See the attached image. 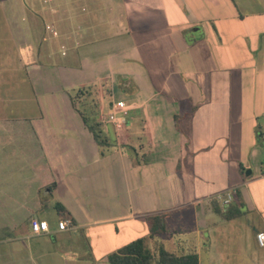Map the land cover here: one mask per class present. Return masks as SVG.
<instances>
[{
	"label": "crops",
	"instance_id": "obj_1",
	"mask_svg": "<svg viewBox=\"0 0 264 264\" xmlns=\"http://www.w3.org/2000/svg\"><path fill=\"white\" fill-rule=\"evenodd\" d=\"M152 215L170 252L264 264V0H0V264H108Z\"/></svg>",
	"mask_w": 264,
	"mask_h": 264
},
{
	"label": "trees",
	"instance_id": "obj_2",
	"mask_svg": "<svg viewBox=\"0 0 264 264\" xmlns=\"http://www.w3.org/2000/svg\"><path fill=\"white\" fill-rule=\"evenodd\" d=\"M83 91H85V89H81L77 92L75 102L82 95ZM81 115L93 134L94 140L103 155L106 148L111 146L110 141L104 135L100 124L96 122L95 118L91 120V116L88 117L85 111H81ZM234 200L232 203H234ZM235 201L237 202V200ZM232 203L230 204L231 210L235 208ZM236 214L237 213L234 212L231 214L228 212L224 215L226 219H230ZM145 220L149 230L148 237L138 238L111 253L108 256V264H199V257L197 254L189 252L181 254L170 252L161 244H159L157 250L153 252L148 246L149 239H154L160 235L173 237L174 233L168 229L166 219L163 215L148 216Z\"/></svg>",
	"mask_w": 264,
	"mask_h": 264
},
{
	"label": "built area",
	"instance_id": "obj_3",
	"mask_svg": "<svg viewBox=\"0 0 264 264\" xmlns=\"http://www.w3.org/2000/svg\"><path fill=\"white\" fill-rule=\"evenodd\" d=\"M56 34V33H55ZM129 114L128 107L123 103L119 102L117 105L113 106L112 114L109 116V121H111L117 131H120L126 124V119ZM222 205L228 206L235 199L234 191H227L223 195L218 197ZM31 228L34 235H46L50 233V227L46 220L34 219L31 221ZM74 228L73 223L69 219H62L58 222L59 231H68ZM256 240L260 247L264 248V231L258 232L256 234Z\"/></svg>",
	"mask_w": 264,
	"mask_h": 264
},
{
	"label": "rangeland",
	"instance_id": "obj_4",
	"mask_svg": "<svg viewBox=\"0 0 264 264\" xmlns=\"http://www.w3.org/2000/svg\"><path fill=\"white\" fill-rule=\"evenodd\" d=\"M27 6L31 7L34 3L39 7L40 0H25ZM99 88H90L83 91L82 95L79 97L78 105L81 108V111H85L87 116H91V120H93V115H97L98 111V103H99ZM159 243L154 241H148V246L151 248L153 252H155L158 248ZM168 248V246H167ZM206 256H204V259ZM204 262V261H203Z\"/></svg>",
	"mask_w": 264,
	"mask_h": 264
},
{
	"label": "water",
	"instance_id": "obj_5",
	"mask_svg": "<svg viewBox=\"0 0 264 264\" xmlns=\"http://www.w3.org/2000/svg\"><path fill=\"white\" fill-rule=\"evenodd\" d=\"M194 31H196L197 29H193Z\"/></svg>",
	"mask_w": 264,
	"mask_h": 264
}]
</instances>
